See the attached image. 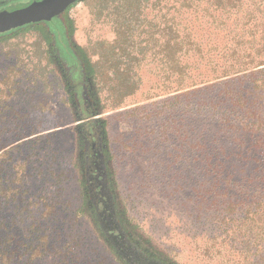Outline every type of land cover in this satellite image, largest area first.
<instances>
[{"label": "rangeland", "instance_id": "obj_1", "mask_svg": "<svg viewBox=\"0 0 264 264\" xmlns=\"http://www.w3.org/2000/svg\"><path fill=\"white\" fill-rule=\"evenodd\" d=\"M263 2L78 0L66 11L71 40L92 62L112 55L113 47L114 60L105 66L135 69V88L117 107L107 106L116 95L112 70L108 76L101 69L109 89L88 105L96 103L93 117L106 122L115 193L128 228L171 264H264V189L253 207L193 205L192 188L202 181L190 145L193 96L186 85L175 89L181 70L184 77L190 72L187 51L246 36L261 13L258 5L264 13ZM45 25L55 31L60 22ZM37 28L0 37V210L7 205L23 234L37 235L24 241L35 244L47 234L60 249L55 264H124L85 206L76 145L80 120L56 61L59 49L43 39L48 35L30 34ZM60 31L52 37L65 34L64 21ZM175 50L186 55L180 63ZM196 85L204 89L197 100L210 82ZM20 248L13 260L20 259Z\"/></svg>", "mask_w": 264, "mask_h": 264}, {"label": "trees", "instance_id": "obj_2", "mask_svg": "<svg viewBox=\"0 0 264 264\" xmlns=\"http://www.w3.org/2000/svg\"><path fill=\"white\" fill-rule=\"evenodd\" d=\"M257 10L261 13L246 36L225 37L214 48L187 51L189 61L186 66L190 72L184 77L181 70L176 83L175 89L178 85L188 86L190 96L194 98L195 94L199 95L204 90H199L196 84L210 82L203 97L192 98L190 103V145L195 152V166L202 171L196 172L202 181L192 188V199L195 202L193 205H200L201 208L204 204L206 208L215 210L217 207L240 205L253 207L259 205L256 197L264 189V13L259 5ZM65 21L64 35L43 39L52 48L59 49L61 56H57L60 58L56 61L65 87L71 93L70 102L80 120L76 128L77 156L89 216L98 233L124 264H171L140 244L128 228L115 193L106 122L93 117L96 103L93 107L88 105L89 102L99 101L97 93L109 89L110 82L100 78L101 69L108 76L112 70V80L116 81L112 85L115 97L108 100V104L104 101L102 107L106 104L109 107L119 106L123 97L134 90L136 84L133 85L130 75L131 71L135 74V69L120 66L119 62L105 66L114 60H111L115 54L113 47L109 50L112 55L92 62L84 48L71 40ZM7 36L0 35L1 38ZM181 52L174 51L179 55L177 63L181 62L182 56L186 57ZM199 164H202L200 168ZM40 235L35 244L24 241L37 235H24L15 225L6 205L0 210V264L58 262L56 254L60 249L48 243L50 237L47 234ZM19 246L24 247V250L20 248L23 253L18 256L20 259L13 260Z\"/></svg>", "mask_w": 264, "mask_h": 264}, {"label": "flooded vegetation", "instance_id": "obj_3", "mask_svg": "<svg viewBox=\"0 0 264 264\" xmlns=\"http://www.w3.org/2000/svg\"><path fill=\"white\" fill-rule=\"evenodd\" d=\"M40 1L42 0H0V26L10 27L6 28L4 31H1L0 35H27L29 33L25 32L24 28L26 26L33 25H36L40 28H37L32 33H30L32 35H59L61 32L60 28L62 27V22L66 19H69V15L66 12L67 9L78 0H52L53 3L62 4V7L53 13H43L38 15L43 9L37 5V3ZM30 6L32 7L28 9ZM15 11H25L24 16L30 19L21 22L6 21V17ZM47 21L60 22V25L57 27V30L48 31L45 28V23Z\"/></svg>", "mask_w": 264, "mask_h": 264}, {"label": "water", "instance_id": "obj_4", "mask_svg": "<svg viewBox=\"0 0 264 264\" xmlns=\"http://www.w3.org/2000/svg\"><path fill=\"white\" fill-rule=\"evenodd\" d=\"M37 5L40 6L41 8H43L41 10V12H39L38 15H41L43 13H53L62 7V4L53 3L52 0H42V1L38 2ZM31 7L32 6L28 7V9ZM28 9H26V10H28ZM24 12L25 11L12 12V13H10V15H8L6 17L5 20L9 21V22H21V21H26V20L30 19V18L24 16Z\"/></svg>", "mask_w": 264, "mask_h": 264}]
</instances>
